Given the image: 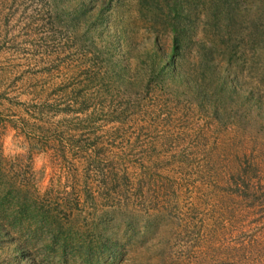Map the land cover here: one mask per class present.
<instances>
[{
	"label": "rangeland",
	"instance_id": "obj_1",
	"mask_svg": "<svg viewBox=\"0 0 264 264\" xmlns=\"http://www.w3.org/2000/svg\"><path fill=\"white\" fill-rule=\"evenodd\" d=\"M173 1L0 0V264H264V0Z\"/></svg>",
	"mask_w": 264,
	"mask_h": 264
},
{
	"label": "trees",
	"instance_id": "obj_2",
	"mask_svg": "<svg viewBox=\"0 0 264 264\" xmlns=\"http://www.w3.org/2000/svg\"><path fill=\"white\" fill-rule=\"evenodd\" d=\"M180 10V4L178 3V1L174 0L173 1V10L177 13V15L175 16V18H178L179 13L177 12V10ZM172 31L174 33V37H173V51L176 53L177 50L180 47V40H181V32L179 30V28L175 25H173L172 27ZM17 217V216H15ZM18 218V217H17ZM3 219L0 218V233H2V228H3ZM10 223V221H9Z\"/></svg>",
	"mask_w": 264,
	"mask_h": 264
}]
</instances>
